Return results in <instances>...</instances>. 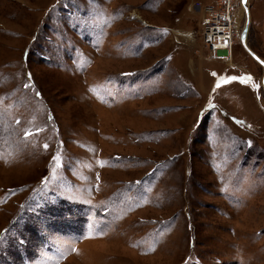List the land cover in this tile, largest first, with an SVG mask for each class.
<instances>
[{
    "label": "rangeland",
    "instance_id": "374dc122",
    "mask_svg": "<svg viewBox=\"0 0 264 264\" xmlns=\"http://www.w3.org/2000/svg\"><path fill=\"white\" fill-rule=\"evenodd\" d=\"M212 2L0 0V264H264V0L228 61Z\"/></svg>",
    "mask_w": 264,
    "mask_h": 264
},
{
    "label": "built area",
    "instance_id": "2783aa9c",
    "mask_svg": "<svg viewBox=\"0 0 264 264\" xmlns=\"http://www.w3.org/2000/svg\"><path fill=\"white\" fill-rule=\"evenodd\" d=\"M196 7L202 12L201 34L210 57L227 61L234 40L238 36L239 24L234 15L233 0H213L209 4L196 3Z\"/></svg>",
    "mask_w": 264,
    "mask_h": 264
},
{
    "label": "water",
    "instance_id": "95a60500",
    "mask_svg": "<svg viewBox=\"0 0 264 264\" xmlns=\"http://www.w3.org/2000/svg\"><path fill=\"white\" fill-rule=\"evenodd\" d=\"M243 2V0H242ZM248 26H249V19L247 21V26L243 28V31H242V37L240 38V41L242 43V45L246 48V52L251 56L253 57L254 59L257 60L258 63H260L263 67V80H264V61H262L255 53H253L246 45V42H245V38H246V34H247V30H248Z\"/></svg>",
    "mask_w": 264,
    "mask_h": 264
},
{
    "label": "bare ground",
    "instance_id": "6f19581e",
    "mask_svg": "<svg viewBox=\"0 0 264 264\" xmlns=\"http://www.w3.org/2000/svg\"><path fill=\"white\" fill-rule=\"evenodd\" d=\"M246 1L247 0H243V2H242V6H241V10L243 11V8H245L246 7ZM245 5V6H244ZM247 9V8H246ZM248 12V11H247ZM248 19H249V14H248V16H247V19H246V23H245V26L244 27H246L247 26V21H248ZM247 45V44H246ZM244 47V46H243ZM244 49L246 50V48L244 47ZM230 55V54H229ZM230 57H231V55L230 56H228L227 57V61L228 60H230ZM253 58V57H252ZM254 59V58H253ZM254 60H256V59H254ZM257 61V60H256ZM263 84H264V80H263Z\"/></svg>",
    "mask_w": 264,
    "mask_h": 264
},
{
    "label": "snow or ice",
    "instance_id": "6c2138e0",
    "mask_svg": "<svg viewBox=\"0 0 264 264\" xmlns=\"http://www.w3.org/2000/svg\"><path fill=\"white\" fill-rule=\"evenodd\" d=\"M232 79H235V78H232ZM227 82V81H226ZM217 87H219V85H217Z\"/></svg>",
    "mask_w": 264,
    "mask_h": 264
}]
</instances>
